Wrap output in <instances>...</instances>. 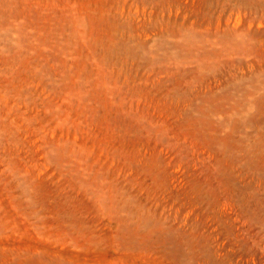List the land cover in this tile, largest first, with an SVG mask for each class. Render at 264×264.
Segmentation results:
<instances>
[{"label": "rangeland", "instance_id": "1", "mask_svg": "<svg viewBox=\"0 0 264 264\" xmlns=\"http://www.w3.org/2000/svg\"><path fill=\"white\" fill-rule=\"evenodd\" d=\"M0 264H264V0H0Z\"/></svg>", "mask_w": 264, "mask_h": 264}]
</instances>
